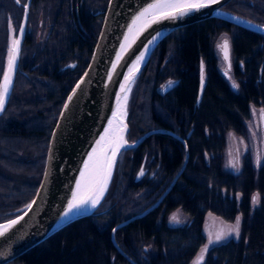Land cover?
<instances>
[{
	"label": "trees",
	"instance_id": "trees-1",
	"mask_svg": "<svg viewBox=\"0 0 264 264\" xmlns=\"http://www.w3.org/2000/svg\"><path fill=\"white\" fill-rule=\"evenodd\" d=\"M108 1H101L102 9ZM8 3L11 0H0V74L5 50L2 10ZM224 9L264 25V0H231ZM221 35L230 37L236 88L220 69ZM43 61L46 67L47 58ZM201 63L205 86L197 104ZM85 67L86 62L72 72L41 68L29 75L18 73L0 116V222L19 215L34 198L51 132ZM171 81L177 84L162 92V85ZM251 106L264 108L263 35L212 18L173 31L154 50L131 96L127 138L131 143L151 130H169L186 141L189 158L159 206L116 231L117 244L135 262L195 264L208 245V219L217 217L231 223L239 218V236L208 246L203 264H264V156L257 164L247 152L238 173L226 166L227 137L230 132L248 137ZM131 152L138 162L146 160L151 177L124 192L119 187L115 206L105 209L103 202L94 214L72 222L7 264H131L115 248L112 229L152 206L186 156L181 140L162 132L126 151ZM116 184H111L108 198ZM177 210L188 216L186 224L171 222Z\"/></svg>",
	"mask_w": 264,
	"mask_h": 264
},
{
	"label": "water",
	"instance_id": "water-1",
	"mask_svg": "<svg viewBox=\"0 0 264 264\" xmlns=\"http://www.w3.org/2000/svg\"><path fill=\"white\" fill-rule=\"evenodd\" d=\"M230 1L219 0L218 3L212 4L209 7L190 10L187 14L178 16L176 19L159 20V22L151 23L138 32L134 31L132 34L129 33V29L133 27V20L146 7L154 3L155 0L108 1L100 33L90 61L68 92L51 132L45 166L35 196L19 215L0 222V225H6L12 220L19 221L7 232H4L3 235H0V264H7L16 260L23 253L34 248L72 222L94 214L102 205L110 190L120 155L124 151L137 147L148 136L154 133H167L180 139L184 145L186 156L182 168L161 197L152 206L142 213L117 224L112 229L111 239L115 248L131 264H137L117 244L115 233L122 226L145 216L159 206L184 171L189 158V149L183 138L165 129L151 130L135 142L129 143L127 139L129 132L128 116L134 87L139 75L148 64L160 42L179 28L214 18L264 36V25L224 9ZM30 3L31 0H28L19 28V34L16 37V40L20 41L18 46L19 55L16 60L15 72L12 76L11 90L5 101L3 111L14 89L21 50L25 39ZM20 29L24 30L23 34H21ZM125 38H128L127 41ZM219 50L224 59L220 48ZM141 56H143V60H140ZM138 61L139 63H137ZM225 62L227 67V61ZM130 73L134 75L130 77ZM225 73L226 70H222V74L229 80L228 73L227 75ZM2 82L3 77L0 84ZM171 82H173L172 86H169L168 82L161 88V91L167 92L177 84V81ZM204 86V69L201 63L200 90L197 104L201 101ZM122 87L126 91L122 92ZM69 97H72L71 101H69ZM3 111H0V116ZM114 114L117 116L115 121H113ZM110 121L113 122L114 128L120 127L122 129L120 134L123 135L126 143L119 149L112 164L111 175L106 190L95 207L89 204L83 208L74 209L68 216H65L64 214L68 212V205L72 201L73 195L77 192V183L81 180L84 164L88 162L89 155L96 148L97 141L100 140L105 130L108 129ZM140 175H138L137 179L141 177ZM29 205H31V208L28 207Z\"/></svg>",
	"mask_w": 264,
	"mask_h": 264
},
{
	"label": "flooded vegetation",
	"instance_id": "flooded-vegetation-1",
	"mask_svg": "<svg viewBox=\"0 0 264 264\" xmlns=\"http://www.w3.org/2000/svg\"><path fill=\"white\" fill-rule=\"evenodd\" d=\"M21 1L22 3L19 4L11 0V3L3 6L5 28L1 31V34L5 35V42L2 45V49L5 48V50L2 68L8 44V19L13 17L17 27V37L28 0ZM101 1L104 0H31L16 78L19 72L28 71L29 73L26 74L29 75L41 68L48 70L57 69L65 73L66 71L78 70L85 62L87 67L98 39L106 10V8H101ZM39 8L44 9L42 15L47 28H50L42 45H36L35 37L30 35L31 33L28 30L31 19L39 17L37 13ZM45 56L48 60L46 67L41 65V63H44L43 60H46ZM142 143L143 141L138 146ZM135 148L127 151H132ZM134 154L131 152L128 155V160L122 169H118V166H116L112 184L114 181L118 182L120 184L119 187L123 188V192L128 186L141 183L144 178L151 177V171H149L146 160L144 159L143 161L142 158V161L138 162ZM141 171H143V175H140L141 177L137 179ZM108 195L109 193L105 198V201L106 199L107 201H103L106 206L105 209L112 208L120 200V194H118L116 189L109 198Z\"/></svg>",
	"mask_w": 264,
	"mask_h": 264
},
{
	"label": "snow or ice",
	"instance_id": "snow-or-ice-1",
	"mask_svg": "<svg viewBox=\"0 0 264 264\" xmlns=\"http://www.w3.org/2000/svg\"><path fill=\"white\" fill-rule=\"evenodd\" d=\"M218 2L219 0H155L154 3L146 7L139 13L135 20H133V27L129 29V33L132 34L134 31L138 32L151 23L159 22V20L176 19L178 16L187 14L190 10H199ZM17 3H19V0H17ZM23 31V29H20L21 34H23ZM125 39L127 41L128 38ZM19 43V40L14 39L13 47L9 50L7 70L3 73V82L0 84V111H3L5 101L11 90L12 76L15 72L16 60L19 55ZM219 47L225 61H227L228 70H230L231 49L227 38H224L223 43L220 44ZM140 60H143V56L140 57ZM137 63H139V61ZM225 74L227 75V71ZM133 75V73H130V77ZM172 84L173 82H169V86H172ZM77 87H79V85H77ZM233 87H238V85L233 82ZM121 91L124 92L126 89L122 87ZM71 99L72 97H69V101H71ZM65 107H67V105H65ZM116 119L117 116L114 114L113 121ZM121 132L122 129L120 127L114 128L113 122H109L108 129L105 130L104 135L97 141L96 148H94L92 154L89 155L88 162L84 164L81 180L77 183V192L73 195L72 201L68 205V212L64 214L65 216H68L74 209H80L89 204L95 207L99 203L106 190L108 180L110 179L111 167L115 161V157L119 149L126 143L123 135L120 134ZM257 162H259V157L257 158ZM140 174L143 175V171H141ZM257 199V197H254V202H256ZM28 207L31 208V205ZM172 219L175 221L176 217L173 216ZM18 222V220H12L6 225H0V235H3L4 232H7ZM239 223V218H237L236 225L229 229V234L235 233L237 237L239 236ZM224 235L223 232L217 233L215 235V242H219L223 239ZM211 237L212 234L209 233V244L214 242ZM207 251L208 248L205 246L197 257L195 264H203L204 256Z\"/></svg>",
	"mask_w": 264,
	"mask_h": 264
},
{
	"label": "rangeland",
	"instance_id": "rangeland-1",
	"mask_svg": "<svg viewBox=\"0 0 264 264\" xmlns=\"http://www.w3.org/2000/svg\"><path fill=\"white\" fill-rule=\"evenodd\" d=\"M3 1H5V0H3ZM14 1L17 2V0H14ZM24 1H26V0H23V2ZM20 3H22L21 0H19V4ZM10 9H11V7H10ZM43 10L41 8L38 9L37 13L39 14V17L37 19H31V21H30L31 23H30V26L28 29L29 32L31 33L30 35L35 37L36 45L44 44V42L46 40L47 33L50 30V28H47L46 23H45V19L42 15ZM16 31H17L16 23L14 22L13 17H9L8 23H7L8 44H7V51H6V58L4 61V66H3L2 71H1L0 83H1V80L3 77V73L5 71L7 61H8L9 50L13 47V40L16 39ZM224 38H227V40L230 42V37L228 35H221L217 41V48H218V52H219V56H220V69L227 71V73L229 75V81L232 84L234 82L233 70L227 69L226 62L223 59V57L220 53V50H219V48H220L219 45L223 43ZM170 55L171 54H169L168 57ZM165 85H166V83L163 84L162 87ZM247 125H248V130H249V134H248L247 138H242L240 136L235 135L232 132H230L228 137H227L226 166L230 171L235 172V173H238L241 170L242 159H243V156L247 152L251 153L253 160L257 164H260L263 160V156H264V108H256L254 106H251V118L247 122ZM142 136H139L137 139L132 138L133 141L131 143L135 142L136 140H138ZM130 154L126 153V151H124L120 155L118 165H117L118 169L119 168L122 169L124 167V165L126 164V162L128 160V155H130ZM258 157H259V162H257ZM233 165H235V166H233ZM119 185L120 184L117 182L116 187H115L116 190L119 189ZM142 194H143V192H141L140 194H137L136 196L139 197V196H142ZM257 205H258V201L256 200V202H253V207H256ZM173 216L176 217L175 221H173V219H172ZM172 217H171V222L177 226L184 225L188 222V216L186 214H184L181 210L175 211V213L172 215ZM235 225H236V221L231 223V222L223 221L222 219L217 218V217H210L208 219L207 227H206V232H207V236H208L207 247L211 246L213 244H216V243L226 241L230 238L237 237L235 235V233L229 234V229L234 227ZM239 228H240V223H239ZM219 232H223L225 234L224 238L221 239L219 242H215V235ZM209 233L212 234L211 238L214 241L212 244H209ZM196 260H197V258L195 259V262H196Z\"/></svg>",
	"mask_w": 264,
	"mask_h": 264
},
{
	"label": "bare ground",
	"instance_id": "bare-ground-1",
	"mask_svg": "<svg viewBox=\"0 0 264 264\" xmlns=\"http://www.w3.org/2000/svg\"><path fill=\"white\" fill-rule=\"evenodd\" d=\"M127 255V254H126ZM125 257V256H124ZM126 258V257H125ZM127 259V258H126ZM132 259V258H131ZM133 260V259H132ZM137 263V262H136ZM138 264V263H137Z\"/></svg>",
	"mask_w": 264,
	"mask_h": 264
}]
</instances>
